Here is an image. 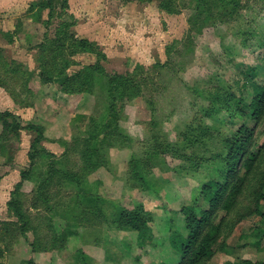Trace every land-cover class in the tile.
<instances>
[{"label":"rangeland","instance_id":"obj_1","mask_svg":"<svg viewBox=\"0 0 264 264\" xmlns=\"http://www.w3.org/2000/svg\"><path fill=\"white\" fill-rule=\"evenodd\" d=\"M40 1L0 0V264L179 263L181 208L243 121L227 109L264 82V0ZM263 170L264 150L195 264H264ZM138 209L144 244L115 220Z\"/></svg>","mask_w":264,"mask_h":264},{"label":"trees","instance_id":"obj_2","mask_svg":"<svg viewBox=\"0 0 264 264\" xmlns=\"http://www.w3.org/2000/svg\"><path fill=\"white\" fill-rule=\"evenodd\" d=\"M39 5L42 8L48 7L44 0L40 1ZM101 67L100 61H98L95 68L102 70ZM127 81V77L118 74L109 79L110 86L113 85V82L120 83L124 87L123 91L127 90L125 89L128 85ZM247 86V84L243 85L244 88ZM233 95L235 94L233 93ZM235 105L227 110L232 111L233 115L243 117V121L236 130L225 136L223 143L226 151L222 156L224 166L221 168L220 175L214 176L202 184L194 204L181 208L188 233L185 235L178 230L173 233L171 244L181 254V261L177 264H195L198 260H203L213 254L214 243L220 230L219 226L213 223L214 216L220 209L229 210L233 206L231 196H237L243 186V184L237 183V180L242 178L241 170L244 171L243 176L253 171L263 153L264 142L260 144L259 140L255 139V131L264 116V82L263 84H254L248 99L239 94ZM263 201L264 170L261 175L260 187L256 192L254 210L262 217H264ZM142 212L144 211L139 209L135 212L126 211L115 220L120 228H131L137 231L140 243L144 244L150 241L152 229L149 220L144 217L145 212ZM254 235L261 236L258 233ZM243 262L253 264L247 260Z\"/></svg>","mask_w":264,"mask_h":264}]
</instances>
